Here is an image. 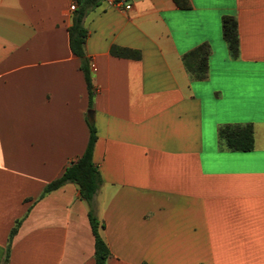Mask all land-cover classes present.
I'll return each instance as SVG.
<instances>
[{"label":"crops","instance_id":"crops-1","mask_svg":"<svg viewBox=\"0 0 264 264\" xmlns=\"http://www.w3.org/2000/svg\"><path fill=\"white\" fill-rule=\"evenodd\" d=\"M126 5L107 0L84 19L107 264H264V0ZM78 9L0 0V264L19 219L7 264H96L78 186L41 198L90 140V92L70 47ZM225 16L238 21L236 58ZM203 44L199 80L183 57ZM246 124L254 149H230L220 129Z\"/></svg>","mask_w":264,"mask_h":264},{"label":"trees","instance_id":"trees-1","mask_svg":"<svg viewBox=\"0 0 264 264\" xmlns=\"http://www.w3.org/2000/svg\"><path fill=\"white\" fill-rule=\"evenodd\" d=\"M107 0H78L79 9L74 17L73 25L69 28L70 47L73 53L81 59L82 70L85 74L90 92V110L87 115V122L90 128V140L85 153L76 161L72 162L63 175L46 186L41 198L50 192L57 190L67 183H74L78 186L82 200L89 206V219L96 239V264H107L111 256V250L102 236L105 228L103 222L95 214L96 196L103 184L100 172L93 161L94 147L97 141V131L94 120V96L93 80L89 65V59L85 52L87 30L84 26L86 15ZM117 2L129 0H115ZM224 37L233 57H238L240 40L238 34V21L233 16H225L223 19ZM210 46L203 44L183 57L187 70L193 78L203 80L207 78L209 71ZM220 138L227 146L235 151L248 152L254 149V128L252 124L228 125L220 129ZM23 219L16 222L11 230L9 244L6 249L4 264H7L11 255L12 241L18 233Z\"/></svg>","mask_w":264,"mask_h":264},{"label":"built area","instance_id":"built-area-1","mask_svg":"<svg viewBox=\"0 0 264 264\" xmlns=\"http://www.w3.org/2000/svg\"><path fill=\"white\" fill-rule=\"evenodd\" d=\"M110 2L111 5L113 6H116L118 8H124V9H130L131 6L130 5H126V2L124 1H120V2H117L115 0H108ZM77 9V6L75 4H73L71 6V11H75ZM92 68L93 70H96V66L95 65H92Z\"/></svg>","mask_w":264,"mask_h":264}]
</instances>
